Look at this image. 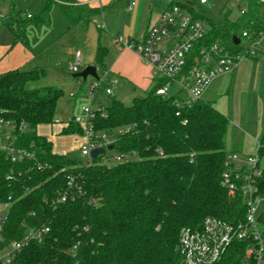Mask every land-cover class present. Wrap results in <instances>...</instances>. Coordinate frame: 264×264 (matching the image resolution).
Returning <instances> with one entry per match:
<instances>
[{"label": "trees", "instance_id": "16d2710c", "mask_svg": "<svg viewBox=\"0 0 264 264\" xmlns=\"http://www.w3.org/2000/svg\"><path fill=\"white\" fill-rule=\"evenodd\" d=\"M62 1L45 0L37 18L22 11L7 17L2 23L10 30L13 45L29 47L30 24L49 23L54 4L61 8L68 28L102 11L100 5ZM171 4L209 24L197 50L219 42L237 53L241 46L234 43L235 36L242 37L244 31L252 39L264 34V9L255 1L248 2V10L235 20L227 10L218 24L197 7V0ZM14 5L15 0L12 11ZM108 52L98 47V68L104 67ZM45 73L38 67L0 73V115L24 122L18 144L35 152V158L18 164L0 152V200L9 203L3 245L21 240L29 228L49 227L42 241L29 242L10 264H185L179 247L183 228H201L207 216L232 223L245 217V198L221 185L230 118L213 101L202 98L187 104L178 93L157 95L166 80L130 104L113 97L95 109L96 131L130 127L118 136L114 150L134 157L122 163L103 156L82 160L54 153L53 143L39 133L42 125L57 122V104L64 94L57 86L28 88ZM62 132L83 133L71 120ZM258 145L263 153L264 131ZM64 195L66 201H61ZM247 245L235 241L216 264H246Z\"/></svg>", "mask_w": 264, "mask_h": 264}, {"label": "built area", "instance_id": "2783aa9c", "mask_svg": "<svg viewBox=\"0 0 264 264\" xmlns=\"http://www.w3.org/2000/svg\"><path fill=\"white\" fill-rule=\"evenodd\" d=\"M2 1L11 3L13 0H0V23L8 17L1 8ZM247 1H255L264 8V0ZM90 2L101 5L102 0ZM197 2L199 5H206L209 0ZM135 5L136 1L130 0L128 8L132 9ZM234 5L239 6L241 14L248 10L246 0H238ZM26 15L29 18L33 16L31 13ZM209 29L207 22L194 18L187 8L170 4L160 18L147 28L141 39L133 40L117 35L114 36V44L139 54L152 67L155 83L166 80L165 85L156 90L157 95H168L171 93L170 88L177 85L178 94L184 92L186 95L182 102L190 104L202 99L215 79L234 73L244 59L258 55L256 41L248 31L242 33L241 50L237 53H231L219 42L201 46L197 50V44L205 38ZM243 38L253 44L242 47ZM82 67L83 53L76 50L69 71L75 74ZM88 79L90 81L86 96L90 99V105L85 106L80 115L71 119L81 127L82 135L86 139L81 153L92 158L91 151L103 147L106 151L99 156L111 163L131 160L134 153L113 154L114 148L107 149L110 144L114 145L119 135L129 131L130 127L123 126L109 132L96 131L95 126V109L99 104L95 105L93 100L101 90L105 95H114L118 79L108 72L98 78L89 76ZM81 85L80 81L79 86ZM25 127L24 122L18 124L15 120L0 115V152L5 153L14 164L35 158L34 151L18 144L17 133ZM221 185L230 193L242 194L246 202V215L237 223L207 216L201 228H183L179 235V247L185 264H216L235 241H246L248 244L245 249L246 264H264V152H259L258 148L253 153L228 151ZM60 200L66 201V195ZM8 207V202L0 200V262L5 264H10L29 242L42 241L49 232L47 226L29 228L21 240H13L3 245V224Z\"/></svg>", "mask_w": 264, "mask_h": 264}, {"label": "rangeland", "instance_id": "374dc122", "mask_svg": "<svg viewBox=\"0 0 264 264\" xmlns=\"http://www.w3.org/2000/svg\"><path fill=\"white\" fill-rule=\"evenodd\" d=\"M180 1L185 2V0ZM44 2L45 0H15V8L12 11L9 2L2 1L1 8L8 14V17L17 11H22L23 14L31 13L37 18L42 13ZM236 2L238 0H209L208 4H198L197 7L202 6L207 18L218 24L224 21L227 10H229L232 20L240 16L239 6H231ZM246 2L250 1L246 0ZM87 5L97 8L96 5L93 6L90 3ZM137 23L138 17L135 12L130 11L126 7L125 1H122L116 9L109 7L104 13L100 11L91 20H81L72 28H68L61 8L58 4H54L50 12L49 23L30 24L28 28L29 47L23 43L13 45L10 30L4 26V23L0 24V28H2L0 30V73L14 67L24 70L43 68L46 72L45 75L37 81L30 82L28 88L57 86L64 90V94L59 98L57 104L55 115L57 122L53 125L47 124L39 127V133L53 143L54 153L67 154L82 160L87 159L81 153V148L86 141L85 137L81 133L68 135L62 132L66 123L74 116L80 115L85 106L90 105V99L86 96L90 79L83 80L82 85L79 86L78 78L69 71L74 52L81 50L83 53L81 70L89 65H96L95 57L98 47H106L109 51L112 35L116 36V32L119 31L126 37ZM254 40L256 41L255 48L264 50V35ZM251 44H253L252 41L242 39V47ZM252 57H259L261 63H264V51H259L257 56ZM262 70L264 72V64ZM103 73L104 67L98 68V75L102 76ZM222 79L214 80L204 96L217 100V104L230 118L225 139L226 149L234 151L246 138L259 143L264 131V84H262L264 79L257 83L258 74L256 76L254 73L250 78L247 76L241 78L238 84H220ZM170 92L178 93V86L173 85ZM181 94L185 96L184 92ZM140 95V91H134L130 86L119 84L114 95H105L101 90L96 94L93 103L95 105L109 103L114 97L130 104L134 96ZM115 153L116 151L113 150V154Z\"/></svg>", "mask_w": 264, "mask_h": 264}, {"label": "crops", "instance_id": "0c3cea01", "mask_svg": "<svg viewBox=\"0 0 264 264\" xmlns=\"http://www.w3.org/2000/svg\"><path fill=\"white\" fill-rule=\"evenodd\" d=\"M122 1H125L126 7L128 8V3L130 2V0H102V3L100 5L102 7L101 12L104 13V11L109 7L112 9H116V7L119 6L122 3ZM135 1H136V5L129 10L130 11L133 10L135 12L136 16L138 17V23L134 28L130 30V32L126 37L133 40H138L143 37L147 28L153 25L160 18L163 12L169 7L172 0H135ZM78 2L82 4L90 3L93 6L94 5L97 6V4L90 2V0H78ZM9 5H11L10 2ZM231 6L237 7V5H234V3H232ZM1 29L2 28H0V30ZM117 35H122V34L118 31L116 32V36ZM114 36L115 34L112 35V39L109 42V49L112 51L109 50L106 56L104 73L108 72L111 76L116 77L118 79V85L115 89V93L119 84H122L132 87L134 91H140L141 95L144 96L155 84L153 69L149 64L144 62L142 58L139 56V54H137L135 51L129 48L119 47L118 45H115ZM257 51L263 52L264 50L258 49ZM263 64L261 63V59L259 57L258 58L248 57L241 62V64L234 73L220 76L215 80L223 78L220 81V84L221 83L222 84L229 83L230 85H232L233 83L238 84V81L239 80L241 81V78L243 79L245 76L250 78L252 73H254V75L256 74V76L258 74L257 83H259L264 79L263 76L264 72L262 70ZM12 69H16V68L14 67ZM97 72H98V66H97ZM77 80L78 82L80 81L82 82L81 78L80 79L78 78ZM262 84H264V82H262ZM205 93H207V91H205ZM180 95L183 97L186 96V95L184 96L183 94ZM204 95H203V99L213 101L215 103V106L220 111L225 113L222 110V108L217 104L218 103L217 100H215L214 98L211 99L205 98ZM256 143L254 142V140L246 138L234 151L253 153L258 148V143L257 145ZM227 151H232V150H227Z\"/></svg>", "mask_w": 264, "mask_h": 264}, {"label": "water", "instance_id": "95a60500", "mask_svg": "<svg viewBox=\"0 0 264 264\" xmlns=\"http://www.w3.org/2000/svg\"><path fill=\"white\" fill-rule=\"evenodd\" d=\"M234 43L236 45H239L241 43V38L238 37V36H235L234 37ZM73 76L76 77V78H81V79H83L85 81L88 79L89 76L94 77V78H98L99 77L96 65H89V66L85 67L83 70H81L80 72L75 73ZM113 148H114L113 144H110L107 147L108 150H112ZM105 151H106V148H103V147L102 148L93 149L91 151V157L92 158H97L100 154L104 153Z\"/></svg>", "mask_w": 264, "mask_h": 264}]
</instances>
